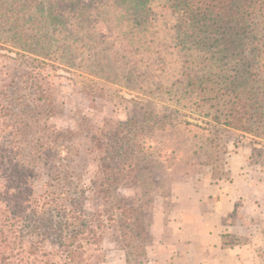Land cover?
I'll return each instance as SVG.
<instances>
[{
    "label": "trees",
    "instance_id": "16d2710c",
    "mask_svg": "<svg viewBox=\"0 0 264 264\" xmlns=\"http://www.w3.org/2000/svg\"><path fill=\"white\" fill-rule=\"evenodd\" d=\"M119 18L120 44L135 53L150 34L159 38L151 30L163 21L184 56L177 95L213 102L219 113L204 114L214 124L264 138V0H0V55L15 65L0 83V264H95L107 228L141 225L139 210L115 194L151 162L142 164V135L130 130L138 121L90 149L89 182L70 162L71 132L41 121L54 115L46 67L94 74L83 53L100 38L108 43ZM49 154L39 184L37 164Z\"/></svg>",
    "mask_w": 264,
    "mask_h": 264
},
{
    "label": "rangeland",
    "instance_id": "374dc122",
    "mask_svg": "<svg viewBox=\"0 0 264 264\" xmlns=\"http://www.w3.org/2000/svg\"><path fill=\"white\" fill-rule=\"evenodd\" d=\"M158 22L157 28H150L152 33L154 30L159 33V38L150 34L147 44L135 53L138 46L123 50L120 43L125 37V23L121 18L116 20L110 31L111 40L105 43L100 38L101 44H90L83 53L87 62L83 65L94 74L82 76L56 63L48 65L43 72L54 115L41 121L71 132V138L66 140L73 148L70 162L86 182L93 178L97 168L96 152L90 149L99 141L103 143L111 138L118 128L127 130L129 127L123 125L132 118L138 124L130 130L141 134L143 139L142 164L151 161L137 182H122L115 191L119 199L139 210L141 225L132 230L119 226L107 228L102 249L93 260L95 264L154 261L159 251L161 226L166 220L162 216L156 218V213L171 205L173 188L182 181L206 180L214 184L221 180L229 184L239 176L246 177L258 189L243 188L244 196L236 203L237 207L244 208L240 211L245 213L247 222L264 223V217L261 218L264 138L214 124L204 114L219 113L213 102L177 95L185 91L179 86L184 56L180 49L173 48L164 28L166 24ZM7 67H15L14 61L0 55V83L8 80L4 74ZM5 142L12 145L8 138ZM50 148L48 153L52 152ZM50 159L49 154L37 164L39 184L46 178ZM255 207L260 209V215L252 214ZM49 260L58 263L60 258Z\"/></svg>",
    "mask_w": 264,
    "mask_h": 264
},
{
    "label": "crops",
    "instance_id": "0c3cea01",
    "mask_svg": "<svg viewBox=\"0 0 264 264\" xmlns=\"http://www.w3.org/2000/svg\"><path fill=\"white\" fill-rule=\"evenodd\" d=\"M255 187L241 176L229 184L177 183L171 205L156 213V218L166 220L158 237L159 251L149 264H264V223L247 222L240 211L244 208L236 204L244 196L243 188ZM255 208L252 214L260 215Z\"/></svg>",
    "mask_w": 264,
    "mask_h": 264
}]
</instances>
